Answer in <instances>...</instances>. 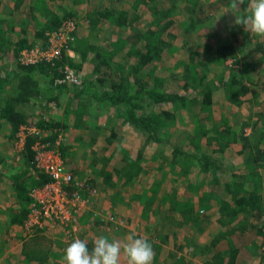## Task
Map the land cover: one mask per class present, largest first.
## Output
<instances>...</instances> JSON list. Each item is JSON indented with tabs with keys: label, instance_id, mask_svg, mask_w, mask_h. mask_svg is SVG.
Instances as JSON below:
<instances>
[{
	"label": "trees",
	"instance_id": "trees-1",
	"mask_svg": "<svg viewBox=\"0 0 264 264\" xmlns=\"http://www.w3.org/2000/svg\"><path fill=\"white\" fill-rule=\"evenodd\" d=\"M52 1L11 0V5H8L10 11L14 10L18 14H23L25 11L31 16L37 13L31 24L21 16L13 22L18 25V31L23 32V35H19L16 39H12V32L11 34L7 32L14 27L11 25L12 22L8 21L9 26L4 27L5 20L0 19V133L4 139L6 138V141L13 146L18 138L16 133L20 126L34 125L39 130L41 140L47 142L49 147L59 150L63 159L68 162L65 156L73 144L72 142L66 144L63 140L56 142L59 132L80 128L84 123L89 132H96L100 126L108 122L101 119V111L113 108L118 120V129L121 128V124L128 125L132 130L139 131L145 136V142L138 149L134 159H131L129 151L120 143L119 145L118 141L113 144L114 134L113 136L109 134L106 144H101V154L96 156L95 150L89 151L95 161L101 160L97 169L91 168V174L93 176L100 174L101 186L107 187L117 204H121L120 202H124L125 199L123 188L132 179L129 171L140 165L144 158L143 153L154 145L170 142L169 132H173L172 128L179 122L180 125L185 126L187 132L183 147L172 143V149L169 151L171 153L169 168L159 164L158 168L162 170L161 179L155 181L156 187L162 182L165 184L171 181L173 173L167 174L168 171L178 168V179L181 181L179 185H183L181 192L183 190L184 192L179 194L175 188L171 196L167 195V192L157 196L158 201L163 196L169 199L167 205L164 201L169 211V216L166 218L169 221V229L189 223L192 227H196L198 222H202V216L207 214L210 201L215 199L219 204L216 221L220 227L209 242L203 245L210 257L205 263L234 262L238 253L237 248L222 250L217 249L216 244L218 236L224 237L232 232L231 224L236 215L247 218L248 227L260 237V240H256L254 244V250L255 254H261L264 251V220L261 221L264 218V186L258 174L234 175L232 168L239 163L234 156L243 154L249 145L250 136L243 134L242 131L239 132L236 126L230 125L225 120L228 114L227 108L231 114L233 105H241L243 99L250 101V98H256L264 92V34L259 30L248 34L247 41L252 46L249 50H244V39L240 41L235 37L233 41L228 38L223 40L213 38L212 34L219 29L216 21H208L206 24L200 22L195 32L203 36V43L201 47H193L185 44L181 35L171 29L175 24L173 16L176 12V4L165 6L159 0H95L88 3L85 16L94 26L101 20L103 24L111 22L113 26L119 27L120 35L116 38L113 35L111 48L108 42L102 48L98 44L77 38L76 41L75 39L71 41V45L75 43L72 45L77 55L74 58L63 52L53 61L20 63L17 56L21 48L34 45L37 38H46V31L56 29L64 19L71 17L75 19L74 16L79 14L72 4L62 8L60 12L49 11ZM82 1L88 0H70L71 3ZM232 2L233 0L231 4ZM236 2L244 16L251 18L253 22L255 20L254 25H260V29L264 31V17L259 18L260 14L257 13L264 0H236ZM194 5L195 2L187 5V10L193 12ZM142 7L149 11L144 30L138 27L136 18L132 20L129 17L132 11ZM31 16H29L30 21ZM33 23L36 25L34 26ZM120 28H124V34ZM128 42L133 43V46H128ZM183 48L186 49L184 56L181 51ZM119 50L120 56L126 63L113 58ZM235 50H238L237 54L234 53ZM10 54L14 55L15 60L12 66L3 62L1 57ZM163 56H167L170 62L163 63ZM230 57H233V61L226 64V59ZM85 63H90L89 69L83 68ZM105 65L114 68L117 71L115 74L118 75L107 74L103 70ZM66 66L73 68L78 83L57 80L64 76ZM177 68H181L178 75L175 72ZM249 75L251 78H248ZM41 78H44L52 88L48 96L42 92ZM62 93L67 94V98L63 108L64 116L59 118L55 116L58 111L52 112L47 106L50 99L58 102L56 94ZM29 107H36L35 111L30 112L27 110ZM55 107L59 109L60 103L55 104ZM248 117L255 118L251 123L250 132H253L251 136L256 140L259 134L257 139L263 140L264 114L259 111ZM37 138L36 133L27 134L23 146L15 149L13 153L20 154L21 160L6 161L3 163L6 166L0 170V180L7 179L13 200L18 203L15 210H9L10 223L19 224L22 231L25 229L24 219L31 208L30 189L48 180L46 172H33L30 168L34 156V149L31 146ZM203 138L207 139L206 142L212 148H217L220 152L232 148L235 155L232 154L228 160L227 156L214 159L202 150L200 143ZM116 152L119 153V157L113 160L112 157L117 154ZM69 153L72 154L74 151ZM260 154L261 152L257 153ZM165 159L168 157L163 158ZM119 160L120 165L117 163ZM191 165L198 167L199 175L206 173L212 182L218 181V178H215L217 170L228 169L230 176H227L223 182L224 193L219 194L210 189L213 184L209 185L208 189H202L201 184L205 177L197 181L187 177V168ZM153 179L149 188L150 193L155 187ZM82 180L87 182L84 184H89L88 182L94 184L96 181V179L92 181L77 178L79 183H83ZM73 189L81 194L88 193L84 185L74 184ZM200 189L202 193L198 199L196 195L191 196L193 192L200 193ZM225 194L228 195V199ZM132 195L138 196L137 193ZM149 196L150 194L148 199ZM109 210L110 213H115L111 211V207ZM109 210H103L101 214ZM47 221L44 227L40 225L38 230L33 229L32 232L25 229L27 236L21 235L24 240L19 251L26 262L36 260L37 264H58L57 261L49 260L50 256L56 258L61 257L62 254L58 249H52L56 243L44 232L51 219ZM55 221L57 222L56 218H53V222ZM88 243L85 245L87 248ZM184 247L180 246V249ZM126 250L132 255L131 246ZM184 255L172 254L174 258L169 264H188ZM65 257L63 256L64 260ZM56 260L59 261L58 258ZM67 262L76 264V261L72 260ZM189 264L197 263L191 261Z\"/></svg>",
	"mask_w": 264,
	"mask_h": 264
},
{
	"label": "rangeland",
	"instance_id": "rangeland-1",
	"mask_svg": "<svg viewBox=\"0 0 264 264\" xmlns=\"http://www.w3.org/2000/svg\"><path fill=\"white\" fill-rule=\"evenodd\" d=\"M93 1L95 0L71 3L72 1L70 2V0H53L50 2L49 11L54 10L60 12L62 8L69 7L72 4L74 9L79 12L78 15L74 16L77 25L74 33L75 41L77 38H80L83 41L98 44V46L102 48L105 43L108 42L109 48H111L112 45L110 42L114 39L113 35L115 38L120 35L119 27L113 26L111 22L103 24L101 20L94 26L91 20L85 16L88 3ZM159 1L165 6L176 4V12L173 16L175 24H173L171 29L174 33L177 34L178 32L181 35L182 41L185 44H189L193 47H201L203 43V36L195 32L197 29L196 26L200 25V22L206 24L208 21H216L219 29L212 34L214 35L213 38H218L219 40L228 38L233 41L235 37L240 41L244 39V50H249L252 46V44L250 45L247 41L248 34L255 33L258 30L264 34V31L260 29V25H254L255 20L253 22L251 18L244 16V13L239 10V4L236 0H233L232 4V0L230 2H228L229 0ZM192 2H195L194 11L190 12L187 10V5L192 4ZM255 4L260 5L258 2H255ZM8 5H11V0H0V19L5 20V22H3L4 27L9 26L7 25L9 24L8 21H10V23L12 22L11 25H14V27L7 32L10 34L12 32V39H16L19 35H23V32L18 31V25L13 22L17 21L19 16H21L23 20L31 24L37 13L34 15L32 14V16L26 14L25 11L23 14H18L15 13L14 10L10 11ZM260 6L261 7L257 11V13L260 14L259 18L264 17V3ZM148 14V9L142 7L137 9V11H132L129 17L132 20L136 18L138 27L144 30L147 25ZM29 16H31V21L29 20ZM33 25L35 26L36 24L33 23ZM123 30L124 28H120V31L124 34L125 32ZM35 44L37 47L48 45L45 38H37ZM74 44L75 43L72 45ZM128 46L132 47L133 43L128 42ZM191 46H189V48ZM181 51L184 56L186 49L183 48ZM237 52L238 50H235L234 53L237 54ZM120 53V50L117 51L113 58L126 63L120 56ZM13 56L10 54V56L3 55L1 57L3 62L12 66L15 62ZM76 56L75 54L71 57L74 58ZM162 61L163 63L170 62L167 56H163ZM232 61L233 57H230L226 59L225 62L226 64H230ZM89 67L90 63L83 64L85 70L89 69ZM103 70H105L107 74L114 76L118 75L115 74L117 71L111 66L105 65L103 66ZM180 71L181 68H177L175 71L176 75H178ZM78 72L80 73L79 70ZM248 78H251V75H249ZM46 82L44 78L40 79V86L43 88L42 92L45 96H48L52 92V88L49 83ZM173 83L175 84V81ZM56 95L58 102L55 99H50L47 107H49L52 112L58 111V113H55V116L63 118V108L66 103L67 94L62 93ZM42 99L43 97L40 98V101ZM58 103H60L59 109L55 107V104ZM34 108L29 107L27 110H30V112L32 110L35 111ZM226 111L228 114L226 115L227 118L225 121L232 126H236L239 132L242 131L243 134L250 136V139H248L249 145L244 150L243 154L234 156L239 161V163L232 168L234 175L238 176L249 173H253V175L258 174L262 181L261 184L264 186V139H257L259 134L256 136V140L251 136L253 135V132H250L251 123L255 118L248 117L252 113H259V111L264 114V92L256 98H250V101L243 99L241 105H233V113L230 114L228 108ZM101 112V119L108 120V122L106 125L100 126L96 132H89L85 123L80 128H70L66 132H64L65 130L59 132L60 134L56 142L63 140L66 144H70V142L73 144L72 147L69 148L68 154L65 156L68 162L63 159L61 154L60 156L63 162L73 170L74 178L76 180L77 178L86 180H92L91 178H93V180L96 179V181H94V184L93 182H88L90 186L92 184L91 192L94 193L92 195L89 191V194H86L88 198H85L86 195L82 194L85 199L84 204L86 203V205L77 212L76 220L69 223H59L58 221L53 222V219H51V222L47 225L48 227L45 228L44 232L49 237H52L56 243L53 248L52 246H50V248L53 250L58 249L60 254H62L61 257H56L59 261L50 256V262L57 261L58 264H70L67 260H72L74 262L76 261V264H169V262L173 261L174 256H178L182 253L185 254L184 256L188 264L191 261L197 264H206L205 262H207L210 257L203 248V245L209 242L211 237L214 236L215 231L220 227V224L216 221L219 207L218 202L215 201V199L210 201L207 214L202 216L201 223L198 222V224H196L197 228L195 226L192 227V224L189 223L183 226H175L170 230L169 221L166 219L169 216V211L166 206L169 199L163 196L162 199L158 201L157 196L163 192H167L166 194L171 196L175 188H177L175 190H178L179 194L184 192V190L181 192L183 185H179L181 181L178 179V168L176 170L172 168L168 171L167 174L173 173L171 181L165 184L162 182L158 187L155 185V181L158 182L161 179L162 170L158 168V165L164 164L165 168H169V160L171 158V153L169 151L172 149V143L179 144L183 147L187 137L185 126L180 125L178 122V124L172 128L174 131L169 132V140L171 143L166 142L164 145H154L147 152L143 153L144 158L141 160L140 165L138 167L136 166L134 170L129 171V174L132 175V179L123 188L125 192L124 202L121 201V204H117L113 194H109V189L101 186L100 174L97 176L91 174V168L97 169L100 166L101 160L95 161L89 151L95 150L96 156L101 154V144H106V138H108L109 134L112 136L114 134L113 144L118 141V144L120 143L129 151L131 159H134L138 149L145 142V136L139 131L126 129V126L122 128V132H104L106 127L110 128L112 125L118 124V121L114 116L115 110L113 108H108ZM216 114H218V111ZM220 121L224 123L223 120ZM206 141V138L201 140L200 146L202 150L216 160L222 158V156H227L226 159L228 160L231 158L232 154L235 155L232 148H228L225 152H220L217 148H212ZM21 146L16 143L15 146H11L0 133V170L2 168L4 169L6 165H3V163L6 161L21 160L20 154H13L15 149ZM72 150L74 153H69ZM118 150L119 149H117V152ZM186 150H190V148H186ZM103 152L105 153V151ZM259 152H261V154L257 155ZM166 156L168 159L163 160ZM118 157L119 153L115 154L112 158L115 160L118 159ZM117 163L120 165V160ZM129 166L130 165H128V167ZM187 169L188 172L186 176L191 177L193 181L205 177L201 184L203 186L202 189H208L210 188L209 185L213 184L210 189L219 192V194L222 192L224 193L223 182L226 180L227 176H230L228 174V169L225 170L223 168V170H217L215 178H218V181L214 182L207 177L206 173L199 175L198 172L200 170L196 165H191ZM152 179L155 187L154 191L150 193L149 188H151L150 184ZM82 182L84 183L86 181L82 180ZM202 189H200V193L193 192L191 196L196 195L198 199V196L202 193ZM11 193L9 185L7 184V179H1L0 264H37L36 260H29L26 262L19 251V247L24 240V237L22 238L21 235L26 234V230L24 229L22 232L19 228V224L10 223L9 210L13 211L15 207H18V203L13 200ZM132 193H137L138 196L135 197ZM149 194L150 200L148 199ZM225 196L228 199V195L225 194ZM95 200H98L97 207L94 205ZM110 207L112 209L111 211L115 212L112 213L115 215V219L112 221L109 216L110 214L107 215V213H110ZM101 210L109 211L98 215L97 212ZM263 220L264 218L261 219V221ZM43 221L45 222L44 224L42 222V226L44 227L48 221ZM75 222H77L75 225L77 226L76 229L73 228ZM39 226H35L33 229L38 230L37 228ZM231 227L232 232L229 235L217 237L216 248L222 250L226 248H237V257L232 264H264V251H262L261 254L258 252V254H255L256 251L254 250V244L260 240V237H257L254 230L248 227L247 218L236 215ZM87 242L90 243H88V248L85 246ZM129 246H131L133 250L131 253L132 255L127 253L128 250L126 249ZM180 246L185 247L180 249ZM172 254H174V256H172ZM63 256H66L65 260Z\"/></svg>",
	"mask_w": 264,
	"mask_h": 264
},
{
	"label": "built area",
	"instance_id": "built-area-1",
	"mask_svg": "<svg viewBox=\"0 0 264 264\" xmlns=\"http://www.w3.org/2000/svg\"><path fill=\"white\" fill-rule=\"evenodd\" d=\"M76 27L74 18L64 19L56 29L46 31L47 37L45 39L48 45L37 47L35 44L21 48L17 56L18 61L24 64L43 60L53 61L55 58L60 57L63 52H66L69 56L75 55L70 43L74 40ZM57 80L78 83L75 71L67 66L65 67L64 76ZM32 133L38 134V138L32 144L34 156L30 168L33 172H46L48 180L42 185L32 187L29 191L31 208L23 222L25 229L28 231H32L35 226L42 225V218L44 220L56 218L59 223H69L77 219V212L86 203L84 204L85 199L82 194L73 189L74 184L84 185L88 190V194L89 191L91 194L94 193L91 192L90 184L79 183L74 178L73 170L63 162L58 150L55 147H49L47 142L41 140L36 126L21 125L16 133L18 136L16 144L23 146L26 135ZM85 198H88L87 195ZM102 212L103 210L97 212V214ZM108 214H110L111 221L115 219L114 214ZM76 223L73 225L74 229L77 228Z\"/></svg>",
	"mask_w": 264,
	"mask_h": 264
},
{
	"label": "crops",
	"instance_id": "crops-1",
	"mask_svg": "<svg viewBox=\"0 0 264 264\" xmlns=\"http://www.w3.org/2000/svg\"><path fill=\"white\" fill-rule=\"evenodd\" d=\"M114 116H115V118H116V115L114 114ZM118 121V120H117ZM118 123V122H117ZM117 124H114V126L112 125L110 128H107L106 127V130L104 131V132H122V128L124 127V126H126V129H129V130H132L131 129V127L130 126H128V125H120L121 126V128L120 129H118L117 128ZM15 143H16V140H15ZM14 146H15V144H14ZM22 147V146H21ZM32 147V146H31ZM141 147V146H140ZM147 150V149H146ZM97 204H98V200H95V203H94V205H96V207H97ZM23 232V231H22ZM24 234V233H23ZM25 236H27L26 234H24Z\"/></svg>",
	"mask_w": 264,
	"mask_h": 264
}]
</instances>
